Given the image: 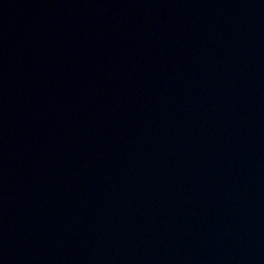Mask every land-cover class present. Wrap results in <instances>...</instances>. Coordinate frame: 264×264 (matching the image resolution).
<instances>
[{"label": "water", "instance_id": "water-1", "mask_svg": "<svg viewBox=\"0 0 264 264\" xmlns=\"http://www.w3.org/2000/svg\"><path fill=\"white\" fill-rule=\"evenodd\" d=\"M0 264H264V0H0Z\"/></svg>", "mask_w": 264, "mask_h": 264}]
</instances>
